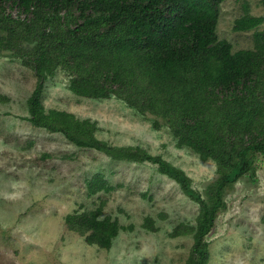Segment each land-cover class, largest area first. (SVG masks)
Masks as SVG:
<instances>
[{
    "label": "trees",
    "instance_id": "obj_1",
    "mask_svg": "<svg viewBox=\"0 0 264 264\" xmlns=\"http://www.w3.org/2000/svg\"><path fill=\"white\" fill-rule=\"evenodd\" d=\"M224 0H0V57L9 53L34 70L36 87L27 101V120L61 134L81 149L114 161L151 163L199 205L194 243L186 264H209L211 234L226 209V193L245 177H255L264 157V17L244 14L236 32L254 31V48L233 52L220 40ZM264 5V0L262 1ZM58 70L78 97L123 101L155 130L165 125L179 149L212 160L218 178L205 195L180 168L140 147H116L98 139V123L73 113L47 110L46 82ZM89 196L113 187L98 173L87 182ZM106 201L66 217L71 230L90 245L110 250L121 231L104 216ZM147 230H155L151 218ZM185 230L174 235L185 234ZM175 237V236H173Z\"/></svg>",
    "mask_w": 264,
    "mask_h": 264
},
{
    "label": "rangeland",
    "instance_id": "obj_2",
    "mask_svg": "<svg viewBox=\"0 0 264 264\" xmlns=\"http://www.w3.org/2000/svg\"><path fill=\"white\" fill-rule=\"evenodd\" d=\"M262 1L222 3L218 36L233 52L254 48V31L236 32L234 26L246 3L252 15L264 17ZM37 81L34 70L20 60L9 53L0 57V264H186L194 237L185 229L196 226L199 205L154 164L114 161L34 127L27 120V101ZM68 86L62 70L46 82L42 95L47 110L96 121L98 139L110 145L161 156L182 169L203 195L218 178L215 162L179 149L165 125L153 128L151 116L116 98L78 97ZM98 173L113 190L89 196L87 182ZM102 200L107 202L103 217L126 228L108 251L90 245L66 223L68 215L93 210ZM225 201L226 209L207 237L209 264H264V157L256 176L237 182ZM147 218L155 230L144 227ZM181 230L185 234L174 235Z\"/></svg>",
    "mask_w": 264,
    "mask_h": 264
}]
</instances>
